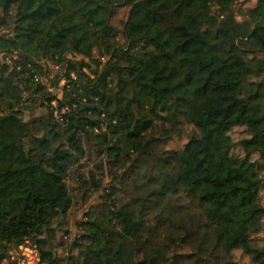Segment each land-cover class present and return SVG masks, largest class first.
<instances>
[{
  "label": "trees",
  "instance_id": "trees-1",
  "mask_svg": "<svg viewBox=\"0 0 264 264\" xmlns=\"http://www.w3.org/2000/svg\"><path fill=\"white\" fill-rule=\"evenodd\" d=\"M243 3L0 0V258L32 239L35 264L264 263V0ZM88 151L112 180L80 172L105 192L61 254Z\"/></svg>",
  "mask_w": 264,
  "mask_h": 264
},
{
  "label": "rangeland",
  "instance_id": "rangeland-1",
  "mask_svg": "<svg viewBox=\"0 0 264 264\" xmlns=\"http://www.w3.org/2000/svg\"><path fill=\"white\" fill-rule=\"evenodd\" d=\"M133 1V0H131ZM256 0H244L243 5L239 6H251L254 5ZM130 4L122 5L114 9L112 13V22L118 27L122 28L127 19ZM2 14V10L0 9V16ZM241 20H244L243 15H239ZM108 58V55H104L101 58V65L104 63V60ZM59 70V69H58ZM56 73L57 69L54 70ZM55 89V88H54ZM42 112H47L45 107L39 106L35 110V114H41ZM26 118L30 117V113H26ZM196 127L191 123H184L180 132L173 134L165 143L166 148L168 149H181L184 145L189 141L190 137L193 135L194 131H196ZM231 134L233 138L238 141L242 137L247 135V131H245V127L237 126L232 131ZM235 152L240 153L241 148L239 144L235 147ZM255 159L259 160L257 155L253 156ZM81 162H87L88 166L78 168L79 164L74 163L69 171L67 176V184L69 190L73 196V202L68 211L66 212V217L64 218L65 228H68V233H64V231H60L57 233V238L60 240L62 245L57 246V250L59 253L64 254L69 248L72 240L78 234L79 228L77 226V222L85 216V213L92 208L95 204L100 202V196L104 191V189L97 188L90 183H87L86 178L83 180L80 177V172H85L89 179L91 177V173L89 170H94L98 178L102 177V186L105 187L110 184L112 180V176L109 175L107 171V167L105 169H100L96 166V162H98V158L95 153L88 151L83 157ZM86 175V177H87ZM91 181V179H90ZM123 193V192H122ZM121 200H125L127 196L125 194H121ZM261 201L264 204V187L261 190ZM57 224V223H56ZM253 238L256 242L261 245H264V225L260 228L258 232L253 235ZM235 258L241 264H264L260 262H254L251 257L245 254L241 249H236L234 251ZM38 260V250L32 239H28L19 246L10 243L9 253L2 256L0 258V264H35Z\"/></svg>",
  "mask_w": 264,
  "mask_h": 264
}]
</instances>
